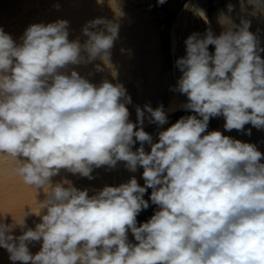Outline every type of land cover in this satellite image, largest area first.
Returning <instances> with one entry per match:
<instances>
[{"label": "clouds", "instance_id": "obj_1", "mask_svg": "<svg viewBox=\"0 0 264 264\" xmlns=\"http://www.w3.org/2000/svg\"><path fill=\"white\" fill-rule=\"evenodd\" d=\"M219 22L220 35H190L176 61L182 75L174 90L195 115L160 131L156 143L143 124L167 123L163 105L137 106L134 124L122 84L96 86L68 71L97 58L107 63L118 24L89 21L83 44L69 40L66 20L30 25L20 44L0 28V155L15 162L12 172L36 195L45 193L31 210L41 218L35 229L12 234L26 227L25 212L13 225L0 221V248L13 264H264V154L207 132L218 116L226 131L264 129V48L248 20L236 25L222 14ZM136 142L141 146L133 151ZM121 161L132 172L143 168L144 186L132 177L89 196L69 181H51L61 169L92 179L94 168ZM149 188L158 210L137 226ZM33 242H41L35 255Z\"/></svg>", "mask_w": 264, "mask_h": 264}, {"label": "rangeland", "instance_id": "obj_2", "mask_svg": "<svg viewBox=\"0 0 264 264\" xmlns=\"http://www.w3.org/2000/svg\"><path fill=\"white\" fill-rule=\"evenodd\" d=\"M17 1L18 8L16 9L17 14L15 13L16 17L11 19L9 23L18 22V20L23 19L24 16L28 15L32 11L38 12V10H36L38 7L36 6H38L41 2V0ZM96 1L98 3L92 9H90V14L87 13L83 17H80V19L89 22L101 17L107 21L121 25V27L126 28L127 30L131 27L138 26L139 24V26L143 27L144 29L151 30L159 37V55L154 61H152L155 78L152 81L153 85L151 84L153 97L151 100H149V102L146 101L141 109H143L145 105H150L153 109L163 105L164 110L166 111V109L169 107L168 105L171 98L173 96L182 95L178 90L174 89H176L177 81L182 75L180 70L176 67V61L186 55L185 41L192 34H199L200 37H203L209 30L212 33V30H214L220 35L224 31V26L219 22L222 14L228 16L232 23L236 25H239L241 20L244 18V20H248L249 22L253 21V23H250L249 31L253 34L255 33V35H257V39L264 37V4L252 3L250 0H166V2L162 5H158L157 0H118L116 2L113 0ZM229 5L232 6L231 12L228 11ZM23 7L25 8L23 9ZM121 12L126 14L125 17H120V15H118L122 14ZM95 14H99L100 16H96ZM257 18L259 20H257ZM49 20L50 17L47 22ZM98 27L102 28L103 26L100 25ZM209 52L214 53L213 45H209ZM151 60H153V58H151ZM143 80L144 78H141V81ZM135 113L136 110H132L130 112L131 119L129 118V121L134 124L137 122V114ZM167 114L168 120L164 125L149 123L147 119L144 121L143 129L152 136L153 143L158 142V133L160 131L166 130L182 116L195 115V113L191 110H185L184 108L170 111ZM224 123L225 119L223 116L210 118L207 132L220 131L223 135L236 139V130L233 129L231 131H226L223 127ZM140 146V142H136L132 150L135 151ZM143 146L146 152H150L151 146L149 144L145 143ZM142 173V167L138 166L137 171L132 172L128 170L125 162H118L114 168H109V184L107 183L106 186L116 187L117 183H127L132 177L137 179L140 186H144ZM18 184H24V182L19 176H15V174L12 172V168L4 170L0 166V192L5 190V195H3L8 196L10 194L9 190ZM151 191L152 190L150 188L147 189L144 195V199L149 201V207L145 210H142L138 214L136 218L137 226L147 222L155 213V211L158 210L157 206L151 204L149 200ZM6 204L7 206L0 214L3 221L8 218V215L9 220L14 219V217L19 218V216L22 215V212L17 209L10 200ZM128 238H130L133 243H136L131 231L128 232ZM4 257H2V260Z\"/></svg>", "mask_w": 264, "mask_h": 264}, {"label": "bare ground", "instance_id": "obj_3", "mask_svg": "<svg viewBox=\"0 0 264 264\" xmlns=\"http://www.w3.org/2000/svg\"><path fill=\"white\" fill-rule=\"evenodd\" d=\"M113 1L116 2L118 0ZM17 3V0H0V28H2L5 33L9 34L17 44H20L22 42L21 38L23 37L25 30L30 25L37 23H43L47 25L48 23L56 22L58 20L68 21L70 41L79 39L81 44H83L87 37L83 35L82 30L88 24V21L82 20L80 19V17H83L85 14L89 13V11H91L90 9L96 6L98 2L96 0H41L39 5L36 6L38 7L36 9L38 10V12L32 11L34 13H29L28 15L24 16L23 19L18 20V22L9 23L11 19L16 17V9L18 8ZM25 7H23V9ZM118 15H120V17H125L126 14L122 13ZM49 17L50 20L47 22ZM257 20L259 19L257 18ZM251 22L253 23V21ZM119 26L118 38L114 41L113 47L110 50L111 56L110 60L107 63L97 58L96 60L87 64L71 65L69 66L68 71H77L83 78L87 79L90 83L96 86H99L105 80L113 83L114 85L122 84L127 91V95L131 97V103L126 105L130 113L132 110H136L137 106L142 108L145 102H149V100H151L153 97L151 84L153 79L155 78L152 61H154L159 55V37L151 30H147L139 26V24L138 26L131 27L128 30L121 27V25ZM212 31L214 35H219L218 32L214 30ZM258 41L259 46L261 48H264V37L258 39ZM260 55L261 58L264 59V52H261ZM151 58H153V60H151ZM98 65L99 68H97ZM141 78H144V80L141 81ZM186 103V95L182 94L180 96H173L168 105L169 107L165 112L168 113L170 111H175L177 109L183 108L182 105ZM249 129L251 131L250 135L246 134ZM235 137L242 142L254 144L257 150L264 154V129H257L251 124H247L245 125L243 131L236 130ZM261 162H264V160H262ZM14 164L15 162L11 159L0 155V166L2 167V169H11L14 167ZM91 175L93 178L88 179L87 177H81L79 174H72L67 170L61 169L58 175L51 178V181L53 186L56 183H60L65 180L69 181L74 187L79 190L87 189L89 196H92L96 194V192L102 190L108 183V178L110 175L109 167L101 166L99 168H94ZM122 183L124 182L117 183L116 187ZM4 192L5 190L0 192V214L4 211L5 207L7 206L6 203H8L9 200L12 202V204L15 205L17 209L22 212L21 216L24 215V212L26 213V227L22 229L19 226H15L13 228L12 234L18 237L23 233V231L27 229H35L36 224L41 222V218L40 215L32 213L31 210H37L36 200L37 202H39L45 199L44 191L40 189L37 191L36 195L35 191L30 186L26 184H18L9 190L10 194L8 196H4ZM16 219L18 218L14 217V220ZM8 220L9 215L5 221H3L2 217L0 216V221L5 222L7 225L14 224L13 219L9 221ZM128 240L130 243H133L130 238H128ZM28 246L29 251L33 255H35L41 248V242H33ZM4 256H7L6 259ZM2 257H4L5 260H2ZM0 264H13V262L9 259L8 251L4 248H0ZM16 264H20V262H16Z\"/></svg>", "mask_w": 264, "mask_h": 264}]
</instances>
